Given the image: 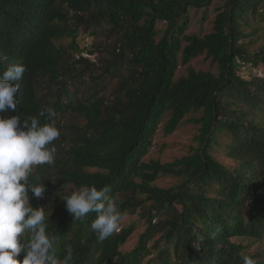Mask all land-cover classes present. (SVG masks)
Returning a JSON list of instances; mask_svg holds the SVG:
<instances>
[{"label":"trees","instance_id":"obj_1","mask_svg":"<svg viewBox=\"0 0 264 264\" xmlns=\"http://www.w3.org/2000/svg\"><path fill=\"white\" fill-rule=\"evenodd\" d=\"M214 1L0 0V74L28 69L13 82L16 110L0 115L21 125L36 116L60 131L54 163L29 177L45 185L30 204L45 208L56 256L70 245L72 264H243V255L264 264L250 250L264 243V0H224L210 33L187 35L189 10ZM81 33L94 38L84 49L92 60ZM203 55L217 74L188 68L176 78ZM243 66L263 74L242 77ZM190 114L197 146L171 163H144L161 120L170 135ZM218 147L231 165L216 158ZM162 176L179 183L158 188ZM93 185L110 188L122 219L138 213L145 222L131 251L121 248L134 224L99 241L95 212L74 220L65 208L64 195Z\"/></svg>","mask_w":264,"mask_h":264},{"label":"clouds","instance_id":"obj_2","mask_svg":"<svg viewBox=\"0 0 264 264\" xmlns=\"http://www.w3.org/2000/svg\"><path fill=\"white\" fill-rule=\"evenodd\" d=\"M27 67L11 64L0 74V113L15 111L20 83ZM44 115V113H40ZM49 117L55 116L53 109ZM60 136L53 123L41 125L36 116L30 124L18 115H0V264H72L73 248L69 245L60 258L52 253L55 238L48 234L44 207L33 208L29 193L42 198L46 191L43 182H30L33 169L52 165L56 149L50 147ZM110 188L81 186L64 195L65 208L74 220L95 212L91 230L99 241L112 236L119 228L122 213ZM28 239L25 240V235ZM23 253L22 260L20 259ZM243 264H258V260L242 256Z\"/></svg>","mask_w":264,"mask_h":264},{"label":"rangeland","instance_id":"obj_3","mask_svg":"<svg viewBox=\"0 0 264 264\" xmlns=\"http://www.w3.org/2000/svg\"><path fill=\"white\" fill-rule=\"evenodd\" d=\"M223 3L224 0H216L207 9L189 10V26L186 32L187 35L197 34L202 36L204 34L210 33L212 31V23L215 18L217 9H219L223 5ZM165 27L166 25L164 23L157 24V29L161 33V35L165 30ZM76 41L79 45V48L83 50L82 54L87 55L84 49L91 50V45L94 41V38L89 34L81 33L79 34ZM243 43L249 44L250 37L243 40ZM93 58L94 57L90 56L91 60ZM188 68H191L195 71H208L217 74V67L213 65L210 60H207L204 55L192 60L188 65H179L176 72V78L186 76ZM262 74L263 67L253 69L250 66H243V68L239 71V75L245 78H248L250 75L261 76ZM195 117H198V115H188L185 118L184 122H182L175 130V132L170 135L164 134V126L168 117L163 118L153 138L152 147L142 161L144 163H149L150 161H159L161 164H166L188 155L191 151V148L197 146V143L194 142L193 138L198 133V126L190 122V119ZM214 155L223 164L231 165V162L227 157L222 154V150L219 147L215 148ZM178 183L179 180L177 178H173L170 176H162L159 177L153 184L158 188H170L174 185H177ZM131 224H134L136 228L127 243L121 248L122 252L131 251L136 246L139 236L146 229V224L144 221L140 220V215L138 213L125 216L121 220L119 227H127ZM250 250L253 253H264V243L253 245ZM145 261L143 264H145Z\"/></svg>","mask_w":264,"mask_h":264},{"label":"built area","instance_id":"obj_4","mask_svg":"<svg viewBox=\"0 0 264 264\" xmlns=\"http://www.w3.org/2000/svg\"><path fill=\"white\" fill-rule=\"evenodd\" d=\"M82 56H83V57H87V58H90V56H89V55H83V54H82Z\"/></svg>","mask_w":264,"mask_h":264}]
</instances>
